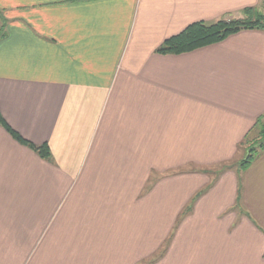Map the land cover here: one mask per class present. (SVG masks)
Listing matches in <instances>:
<instances>
[{"label": "crops", "instance_id": "1", "mask_svg": "<svg viewBox=\"0 0 264 264\" xmlns=\"http://www.w3.org/2000/svg\"><path fill=\"white\" fill-rule=\"evenodd\" d=\"M260 2L0 0V114L53 160L0 126V240L15 241L10 254L47 235L9 215L34 199L53 203L51 248L77 264H264V149L241 182L217 168L197 199L210 178L200 169L230 166L264 115V31L155 52L191 23L241 18ZM177 221L163 259L149 261Z\"/></svg>", "mask_w": 264, "mask_h": 264}, {"label": "rangeland", "instance_id": "2", "mask_svg": "<svg viewBox=\"0 0 264 264\" xmlns=\"http://www.w3.org/2000/svg\"><path fill=\"white\" fill-rule=\"evenodd\" d=\"M260 8L264 9V0H261L260 2ZM255 136V133H253ZM251 141H255V139L251 138ZM248 145H245L244 148L246 149ZM243 150L241 147H236V152L235 156L233 159L228 161L231 165V167L227 164L223 166H218L216 167L215 165H207L202 167L200 170V173L206 174L209 176V180L206 181V183L201 186L197 192L198 197H201L202 195L206 194L216 183V181L219 179V174L217 173L218 170L217 168H224V170L229 169L230 170H235L236 173L238 174V182H241L242 180V174L244 173L245 170H241L238 167V162L244 157L242 154ZM241 155V157H240ZM259 158V153H255L253 156V159L251 163H254L258 160ZM250 163V164H251ZM229 167V168H226ZM249 167V166H248ZM247 167V168H248ZM181 170V169H179ZM195 169H188L187 171L189 172H195ZM199 170V169H196ZM220 170V169H219ZM185 171H179L173 174H181L184 173ZM217 173V174H216ZM160 180V175L159 171L153 172L150 176V180L147 182V193L150 188L157 183V181ZM141 194L142 200L145 199V195L147 194ZM11 196L14 193H9ZM197 196V195H196ZM197 199H193V197L189 200V202L184 206L185 208L182 209L181 215H187L192 208L194 207ZM140 200L139 202H141ZM16 201V200H15ZM53 203L47 201L46 203L44 201H39V200H31L28 201V203L25 206H20L21 204L17 203L15 204V207L11 208V213L9 214L11 218L14 215H23L25 218H27V221L30 222L31 224L28 225L27 229L24 231L28 234L31 235H38L41 232H47V235H43L41 238H32V239H22L25 240L23 241H18V244L20 245L17 248V254L19 256H16V254H10V250L13 252V247L15 246L14 242L15 241H8V240H0V264H18V262H21V258L24 260V264H64L65 262L69 264H77V261H74L75 257L73 256H67V255H62L63 250H55L51 248V245L55 242L50 239L51 233L55 230L54 228L57 227L56 223L52 222V215L53 213ZM160 210L158 211V213ZM156 212V214H158ZM37 218V219H36ZM11 220V219H10ZM16 220L12 223L15 224ZM11 225V226H12ZM179 226V221H177L176 225H174L175 230L171 231L169 239L163 240L162 245L164 247L158 248L154 254L148 257L149 261H160L163 259L164 254L166 253V249L171 241V238L174 237L173 235L177 231V228ZM56 231V230H55ZM61 242H66V241H61ZM11 244L10 246H7ZM22 245V246H21ZM4 254V255H3ZM15 255V256H14ZM139 264H144L143 261H141Z\"/></svg>", "mask_w": 264, "mask_h": 264}, {"label": "trees", "instance_id": "3", "mask_svg": "<svg viewBox=\"0 0 264 264\" xmlns=\"http://www.w3.org/2000/svg\"><path fill=\"white\" fill-rule=\"evenodd\" d=\"M241 18L219 19L211 23L194 22L186 26L178 34L165 39L155 52L160 55H181L200 49L205 46L219 43L230 35L242 30L264 31V9L249 7L242 10ZM4 36L3 26L0 28V37ZM0 126L18 143L32 150L38 157L47 162H53L50 149L46 143L34 144L21 137L15 130L10 128L0 114ZM255 133V136L253 135ZM251 138L255 141H251ZM248 145L245 156L238 162L241 170L247 169L255 153L264 149V115H260L239 143V147ZM229 168V167H226ZM225 169V167L223 168Z\"/></svg>", "mask_w": 264, "mask_h": 264}, {"label": "bare ground", "instance_id": "4", "mask_svg": "<svg viewBox=\"0 0 264 264\" xmlns=\"http://www.w3.org/2000/svg\"><path fill=\"white\" fill-rule=\"evenodd\" d=\"M249 147V146H248Z\"/></svg>", "mask_w": 264, "mask_h": 264}]
</instances>
